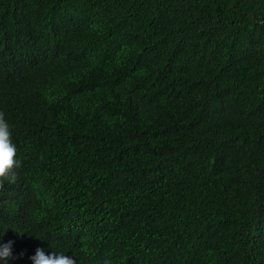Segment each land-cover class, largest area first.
Wrapping results in <instances>:
<instances>
[{"label": "trees", "instance_id": "trees-1", "mask_svg": "<svg viewBox=\"0 0 264 264\" xmlns=\"http://www.w3.org/2000/svg\"><path fill=\"white\" fill-rule=\"evenodd\" d=\"M0 116L9 264H264V0H0Z\"/></svg>", "mask_w": 264, "mask_h": 264}, {"label": "clouds", "instance_id": "clouds-1", "mask_svg": "<svg viewBox=\"0 0 264 264\" xmlns=\"http://www.w3.org/2000/svg\"><path fill=\"white\" fill-rule=\"evenodd\" d=\"M8 123L0 116V179H15L14 168L20 166V160L17 158V149L10 138ZM3 236V230H0V237ZM11 240L0 242V264H9V261L15 259L12 252ZM51 247V246H50ZM30 264H75L72 256L65 255L64 251L45 252L41 247H36L32 255L28 257ZM103 264H107L104 261Z\"/></svg>", "mask_w": 264, "mask_h": 264}]
</instances>
